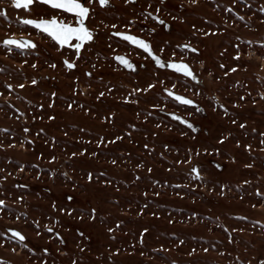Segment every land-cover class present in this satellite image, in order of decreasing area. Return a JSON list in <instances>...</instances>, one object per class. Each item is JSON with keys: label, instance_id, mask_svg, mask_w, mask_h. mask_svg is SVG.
<instances>
[{"label": "rangeland", "instance_id": "rangeland-1", "mask_svg": "<svg viewBox=\"0 0 264 264\" xmlns=\"http://www.w3.org/2000/svg\"><path fill=\"white\" fill-rule=\"evenodd\" d=\"M163 8L169 26L152 46L197 81L153 60L66 69L57 54L0 47L5 264L264 262V0ZM21 31L0 19V39ZM173 84L196 104L169 97Z\"/></svg>", "mask_w": 264, "mask_h": 264}, {"label": "flooded vegetation", "instance_id": "flooded-vegetation-1", "mask_svg": "<svg viewBox=\"0 0 264 264\" xmlns=\"http://www.w3.org/2000/svg\"><path fill=\"white\" fill-rule=\"evenodd\" d=\"M166 1L167 0H163V3H161L160 0H110L108 6L101 7L97 0H94L90 5V8L95 11L91 15V18L86 21V24L90 29L96 31V36L94 42L86 43V45L80 50V56L78 57L74 54L76 52L75 49L70 48L67 45L61 47L48 37L47 34H42L31 26H25L18 22L21 17L31 16L32 18H50L55 15L58 19H63L67 23H74L73 14L39 4L32 6V11L27 12L23 9L13 8L8 3V0H0V9H6L8 12L7 17L0 16V19L3 21L14 19L16 24L27 29V31L17 33L11 32L2 36L1 39L9 35H15L17 38L31 39L37 44V47L25 51H31L37 55H43L48 51V54L52 56V58L57 54L61 57V61L66 69L69 68L64 63L65 60L75 62L76 67L72 69L78 68V61L82 64L83 69H129L116 59L117 56H123L126 59H129L136 65L135 69H144L149 67L152 59H146V53H143V51L138 49L135 45L124 41L122 37L115 36L114 33L122 31L135 34L151 42L150 30L152 28H161L163 30L168 29L169 23L166 20L165 8H163L165 7ZM152 2L159 3L160 6H162V10L160 12L152 10ZM149 5H151V7ZM148 13H152L153 15L148 16ZM156 16H159L160 19L164 20L165 24L161 25L159 21L155 19ZM133 20L135 23L131 27H128L127 25L129 22ZM113 24L116 25V28L111 27ZM141 29H144V31H141ZM43 42H47V45ZM124 48L129 49V51H125ZM187 49L190 48L187 47ZM136 51H138V54H136ZM135 55L140 56L138 60L133 59ZM159 55L161 54L159 53ZM161 58L167 60L162 55ZM171 61L180 62L182 60Z\"/></svg>", "mask_w": 264, "mask_h": 264}, {"label": "snow or ice", "instance_id": "snow-or-ice-1", "mask_svg": "<svg viewBox=\"0 0 264 264\" xmlns=\"http://www.w3.org/2000/svg\"><path fill=\"white\" fill-rule=\"evenodd\" d=\"M94 2V0H8V3L15 9H23L27 12L32 11V6L34 5H45L50 6L52 9H60L66 13L73 14L74 23H67L63 19H58L57 16L53 15L50 18H32L31 16L28 17H21L19 18V23L25 26H31L33 29L38 30L42 34H47L53 41L59 44L61 47L67 45L70 48L76 50L74 53L76 56H80V50L86 45L87 42H94L96 31L94 29H90L86 21L91 18V15L94 13V9L90 8V5ZM98 4L101 7L108 6L110 0H97ZM163 3V0H160ZM191 3H196L197 0H190ZM235 3L236 0H233ZM151 7V5H149ZM159 8L156 9L159 12ZM8 12L6 9H0V16L7 17ZM152 13H148V16H152ZM155 19L159 21L161 25L165 24V21L160 19L159 16H156ZM240 19H244L240 17ZM135 21H130L127 25L131 27ZM112 28H116V25L113 24ZM144 31V29H141ZM150 31H155V29H151ZM117 37H122L124 41L129 42L132 45H135L138 49L142 50L143 53H146L147 58H151L159 68H169L174 70L175 73H182L184 77H190L191 80H197V76L189 67V65L183 61L176 62L171 60H164L161 58V55L157 54V52L153 49L151 42L141 38L135 34H130L122 31H117L114 33ZM0 47H3L7 52H12L13 47L15 49L20 50L21 54L25 52L27 49H35L37 44L31 39H24V38H17L15 35H9L0 39ZM181 47V46H177ZM182 47L187 48L188 45H183ZM193 51H197L196 49H192ZM160 52H163V48L160 49ZM175 56V52L172 53ZM239 52L236 55V59H239ZM117 60H119L122 64H124L129 69H135L136 65L131 62L129 59H126L123 56H117ZM64 63L67 65L69 69L76 67L75 62H69L65 60ZM55 66V65H53ZM35 67V65H33ZM233 71L236 69L233 68ZM89 75H91L89 73ZM32 84L36 83V80L31 81ZM163 83V81H161ZM7 88H12L11 84L6 85ZM19 87L23 88L24 85L20 84ZM155 85L149 83L143 91H148L149 89L154 88ZM175 88V84L172 85V88H164L163 91L168 93L169 97L174 98L177 102H180L185 105H193L195 102L192 99H189L183 95H179L174 92L172 89ZM102 96L103 93H100ZM264 96V93L261 94ZM71 107V105H69ZM176 119H181L179 116ZM184 123H188L184 121ZM191 127V125H189ZM243 126V125H241ZM27 130V129H26ZM121 137H117L120 139ZM94 154V153H93ZM75 155V153H73ZM115 163V161H113ZM219 167V165H218ZM150 171V169H149ZM193 173H196L199 176V171L197 168L192 169ZM69 199H71L69 197ZM0 205H5L4 200H0ZM255 207V205H254ZM3 209L0 208V211ZM39 226V225H37ZM9 232L12 233V238H18L20 241H24L26 238L25 236L16 229H8ZM48 231L51 232L52 229L48 228ZM111 231V229H110ZM146 231V230H145ZM27 247V244L24 245ZM47 251V249H45ZM0 264H5V262L0 258ZM264 264V262H262Z\"/></svg>", "mask_w": 264, "mask_h": 264}, {"label": "water", "instance_id": "water-1", "mask_svg": "<svg viewBox=\"0 0 264 264\" xmlns=\"http://www.w3.org/2000/svg\"><path fill=\"white\" fill-rule=\"evenodd\" d=\"M177 94H179V93H177ZM179 95H181V94H179ZM184 96V95H183ZM186 97V96H185ZM187 98H189V97H187ZM190 99V98H189ZM196 103H194L193 105H195ZM169 116L172 118V119H174V120H176V121H179L180 123H182V124H184V125H186V126H188L189 128H193V124L190 122V121H188L187 119H185L182 115H180V114H178V113H175V112H170L169 113ZM177 116H179L181 119H176V117ZM184 121H187L188 123H184ZM189 125H191V127L189 126Z\"/></svg>", "mask_w": 264, "mask_h": 264}]
</instances>
